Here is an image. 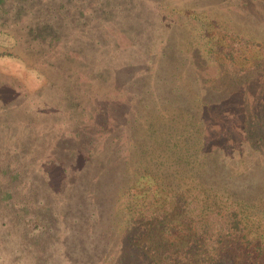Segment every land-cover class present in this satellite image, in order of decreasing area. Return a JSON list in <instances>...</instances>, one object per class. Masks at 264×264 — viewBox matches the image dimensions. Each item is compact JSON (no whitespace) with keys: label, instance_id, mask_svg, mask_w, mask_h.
Returning <instances> with one entry per match:
<instances>
[{"label":"rangeland","instance_id":"rangeland-1","mask_svg":"<svg viewBox=\"0 0 264 264\" xmlns=\"http://www.w3.org/2000/svg\"><path fill=\"white\" fill-rule=\"evenodd\" d=\"M0 2L1 16L3 7L11 10L0 19V264H118L119 253L126 257L109 218L88 205L76 171L84 156L72 151L86 133L102 138L100 153L110 134L143 148L132 138L146 135L133 129L139 117L160 135L193 119L206 123L210 143L236 150L229 138L241 137L244 181L255 185L244 205L264 222V139L250 140L264 137V0ZM29 8L40 11L28 20L52 25L59 39L46 34L36 50L19 40L31 38L20 20ZM195 98L199 105L190 109Z\"/></svg>","mask_w":264,"mask_h":264},{"label":"trees","instance_id":"trees-1","mask_svg":"<svg viewBox=\"0 0 264 264\" xmlns=\"http://www.w3.org/2000/svg\"><path fill=\"white\" fill-rule=\"evenodd\" d=\"M39 11L29 8L20 18L25 20L24 26L19 22L23 36L31 37V42L26 38L19 40L31 44V50H36L37 44L45 47L46 34L55 39L61 36L50 24L28 20ZM41 11L46 14L45 9ZM6 12L11 15V10L3 7L0 19ZM187 98L192 99L191 94ZM190 104V109L199 105L196 98ZM173 105L170 103L175 110ZM145 120L139 117L133 129L146 135L131 136L143 148L132 149L123 136L110 134L103 139V153H100L102 138L86 133L77 134L81 149L72 151L75 157L84 156L82 172L79 168L76 171L84 178L88 205L94 204L96 212L105 213L126 252V257L119 253L118 264H264V222L257 218L260 214L256 212L251 217L248 204L244 205V193L249 195L255 189L253 179L244 181V140L229 138L232 146H241L240 150L219 141L212 144L213 135L204 132H209L210 127L194 119L190 124H182L176 134L160 135L150 132V122L147 127ZM166 121L170 122V116ZM172 128L179 129L169 127ZM263 139L255 135L250 140L254 145ZM134 152L138 153L132 156ZM251 152L246 159L249 164L253 158ZM15 158L19 162V157ZM7 169H12V165ZM250 170L245 172L252 176ZM3 188L0 185V209L4 210ZM11 212L21 218L13 207Z\"/></svg>","mask_w":264,"mask_h":264}]
</instances>
